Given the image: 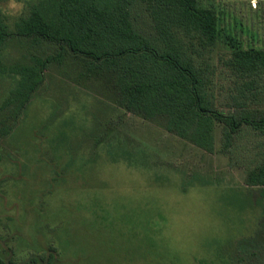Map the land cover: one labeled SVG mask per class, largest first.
<instances>
[{
    "label": "rangeland",
    "instance_id": "1",
    "mask_svg": "<svg viewBox=\"0 0 264 264\" xmlns=\"http://www.w3.org/2000/svg\"><path fill=\"white\" fill-rule=\"evenodd\" d=\"M43 1L0 0V19L12 28L37 7L55 21ZM212 1L215 105L228 113L219 59L230 35L264 48V0ZM44 52L55 50L3 47L0 109L14 86L4 65ZM108 83L76 59L51 65L15 129L0 123V254L15 264H264V187L246 185L264 161V138L246 128L225 153L218 126L207 153L163 120L128 112Z\"/></svg>",
    "mask_w": 264,
    "mask_h": 264
},
{
    "label": "trees",
    "instance_id": "2",
    "mask_svg": "<svg viewBox=\"0 0 264 264\" xmlns=\"http://www.w3.org/2000/svg\"><path fill=\"white\" fill-rule=\"evenodd\" d=\"M42 3L53 7L55 21L37 7L12 28L0 19V52L9 42L55 50L28 59L22 55V63L4 65L14 86L0 109L2 125L11 120L15 129L51 65L76 59L86 76L109 80L128 112L163 120L168 132L207 153L215 152L218 126L225 153L246 128L264 138V48H244L233 35L227 37L232 50L219 59L217 84H226L220 88L231 111L216 108L217 68L211 59L220 37V16L212 0ZM246 185L264 187V161L248 172ZM0 264L15 263L0 254Z\"/></svg>",
    "mask_w": 264,
    "mask_h": 264
},
{
    "label": "clouds",
    "instance_id": "3",
    "mask_svg": "<svg viewBox=\"0 0 264 264\" xmlns=\"http://www.w3.org/2000/svg\"><path fill=\"white\" fill-rule=\"evenodd\" d=\"M10 7H12V8H16L17 5L13 2V3H11Z\"/></svg>",
    "mask_w": 264,
    "mask_h": 264
}]
</instances>
